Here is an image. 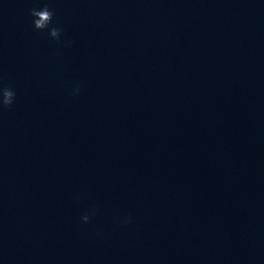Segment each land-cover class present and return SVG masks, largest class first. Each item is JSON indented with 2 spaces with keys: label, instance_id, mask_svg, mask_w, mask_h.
<instances>
[{
  "label": "clouds",
  "instance_id": "1",
  "mask_svg": "<svg viewBox=\"0 0 264 264\" xmlns=\"http://www.w3.org/2000/svg\"><path fill=\"white\" fill-rule=\"evenodd\" d=\"M30 15L33 17V26L36 30L43 31L45 29L49 30V35L58 40L60 39L62 29L59 27H51L49 25L52 24L54 12L49 9L46 5L41 9H31ZM70 43V42H69ZM80 91L79 87L74 90V94H78ZM15 101V92L10 87L0 88V108H8L13 105ZM90 216L85 214L81 217L82 222L88 223Z\"/></svg>",
  "mask_w": 264,
  "mask_h": 264
}]
</instances>
